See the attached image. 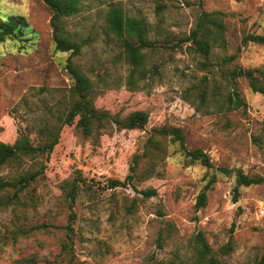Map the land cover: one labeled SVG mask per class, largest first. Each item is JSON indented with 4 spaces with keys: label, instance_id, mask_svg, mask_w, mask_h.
I'll return each instance as SVG.
<instances>
[{
    "label": "rangeland",
    "instance_id": "obj_1",
    "mask_svg": "<svg viewBox=\"0 0 264 264\" xmlns=\"http://www.w3.org/2000/svg\"><path fill=\"white\" fill-rule=\"evenodd\" d=\"M111 6L148 25L152 45L144 48L139 70L127 60L124 39L108 28ZM205 13L212 21L206 55L187 40ZM11 14L24 15L28 26L24 41L0 42V142L25 135L43 145L49 129H62L50 154L0 168V178L13 180L45 167L13 202L6 201L15 189H0V264H199V233L213 264L262 260L264 93L230 72L264 69V45L243 41L248 33L264 34V0H82L64 21L83 45L73 56L56 49L45 1L0 0V18ZM69 57L92 82L94 108L109 114L87 133L77 126L79 116L64 124L76 99ZM234 89L246 106L228 108ZM135 111L148 113L145 127L118 128L114 120ZM162 127L180 128L185 147L167 135L156 154L147 143ZM195 149L209 154L211 167L188 156ZM137 156L135 185L109 187L110 179L133 173ZM220 167L242 169L261 182L236 190V173ZM78 177L93 188L79 184L71 218L68 186ZM143 188L158 194L145 197Z\"/></svg>",
    "mask_w": 264,
    "mask_h": 264
},
{
    "label": "trees",
    "instance_id": "obj_2",
    "mask_svg": "<svg viewBox=\"0 0 264 264\" xmlns=\"http://www.w3.org/2000/svg\"><path fill=\"white\" fill-rule=\"evenodd\" d=\"M52 9L53 15L51 18V26L53 28V40L55 42L56 49L62 52H71V56L77 55L82 50V43L72 38L70 33L66 30L64 21L66 18L76 15L80 9L82 0H43ZM211 13H205L204 18L198 23V26L191 32L187 40L192 39L196 44V49L203 52L205 55L210 52L211 44L207 39V35L211 33V29L208 23L212 22L208 16ZM106 22L111 32L123 38L126 45V56L129 63L133 66V71L139 70L144 61V48L149 47V42L145 35L149 31L148 25L141 21L139 18L127 15L124 10L119 6H111L108 9ZM216 24V22H214ZM217 25V24H216ZM28 26L27 19L24 15L11 14L7 18H0V42L8 39L12 40H25L23 38V29ZM203 31V37L200 38V33ZM243 41L245 43L254 42L264 45V34L248 33L244 36ZM236 55H231L229 60H232ZM68 68L70 69L75 79V84L72 87V92L76 99L71 106L70 111L64 118V124H71L76 116H79L77 126L81 127L84 133L90 132L95 122H101L103 118H108L109 114L105 112L97 111L93 106V99L89 97L90 90L92 89V82L90 78L84 73L77 65L72 63L71 57H69ZM233 79L237 77H245L248 79L251 88L254 91L264 93V69L261 68H243L236 67L231 72ZM228 108H238L240 106H246L245 100L241 97L240 93L234 89L232 93L228 95ZM149 121V115L145 111H135L131 113L125 119H115L114 122L118 128H144ZM62 126H54L49 129L48 140L43 145H35L31 142L29 137L21 135L13 143L0 142V168L8 164H16L21 160L22 156L27 155H40L50 154L54 147L58 144L60 139V130ZM167 135L172 136L174 141H179L184 148L185 137L182 134L180 128L176 127H162L155 129V133L148 139L147 145H150L153 150L157 152L162 150L163 140L162 137ZM148 151V149H147ZM154 152V151H153ZM188 156L192 160H200L207 167H211V159L208 153L201 149H195L186 151ZM156 156V155H155ZM140 156L135 158V163L132 166L133 173L128 174L123 180L110 179L107 185L111 188L118 186L126 187L127 185H135V180L138 175L137 168L140 163ZM42 169L27 171L20 175L17 179L6 180L0 178V189L14 188L15 192L13 196L6 202H13L19 197V193L25 188L29 187L33 182L38 179V176L44 171ZM220 171L225 174L236 173V190L240 185H252L261 182L260 178L251 177L246 174L242 169H228L226 167H220ZM213 176L208 183L205 184L203 190L200 192L197 200V207L205 205L207 200L208 190L215 181ZM88 189H92L93 185L82 177L76 178L68 186L67 198L70 203L71 215L75 217L74 206L79 194V184ZM145 197H152L158 194L155 188H143L139 191ZM238 196L236 195V198ZM69 229H74L69 225ZM197 249L199 252V264H213L214 260L210 255L211 248L206 241L203 233H199L195 238ZM227 249L224 251L226 252ZM258 264H264V257Z\"/></svg>",
    "mask_w": 264,
    "mask_h": 264
}]
</instances>
